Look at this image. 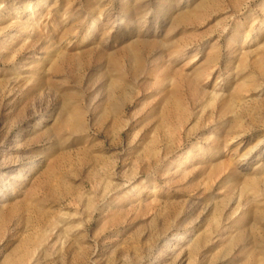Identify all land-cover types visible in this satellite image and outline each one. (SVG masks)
Segmentation results:
<instances>
[{
    "label": "rangeland",
    "instance_id": "374dc122",
    "mask_svg": "<svg viewBox=\"0 0 264 264\" xmlns=\"http://www.w3.org/2000/svg\"><path fill=\"white\" fill-rule=\"evenodd\" d=\"M0 264H264V0H0Z\"/></svg>",
    "mask_w": 264,
    "mask_h": 264
},
{
    "label": "bare ground",
    "instance_id": "6f19581e",
    "mask_svg": "<svg viewBox=\"0 0 264 264\" xmlns=\"http://www.w3.org/2000/svg\"><path fill=\"white\" fill-rule=\"evenodd\" d=\"M120 24H121V20L115 22V24H114L115 26L114 27H118V26H120ZM111 90H112V88L109 89L110 93H111ZM43 119H44V117H42L40 119V121L38 122V124H40L43 121ZM38 124H36V126H38ZM17 140H18V138L16 137L15 141H17ZM3 195H4V193H3Z\"/></svg>",
    "mask_w": 264,
    "mask_h": 264
}]
</instances>
